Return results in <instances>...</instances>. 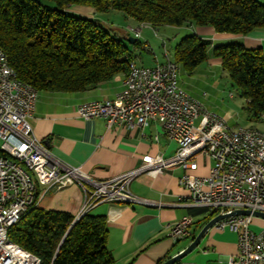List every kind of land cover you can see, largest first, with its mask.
Instances as JSON below:
<instances>
[{
  "label": "built area",
  "instance_id": "2783aa9c",
  "mask_svg": "<svg viewBox=\"0 0 264 264\" xmlns=\"http://www.w3.org/2000/svg\"><path fill=\"white\" fill-rule=\"evenodd\" d=\"M162 45L163 62L155 60L153 66L145 67L133 93L77 107L80 119H102L107 129L114 125L143 129L158 122L165 137L178 147L171 158L144 157L138 169L110 181H97L80 168L60 162L35 137L30 121L38 96L15 86L0 56V264H39L34 256L26 261L17 245H6L4 230L19 221L25 209L37 206L48 190L76 186L82 191V205L73 223L102 203L161 207L132 195L130 182L141 174L157 177L176 166L188 169L197 155L210 158L213 165L205 178L182 175L178 179L190 192V205L207 210L210 219L233 210L264 213V132L252 128V135H245V128H238L237 137H230L229 129L234 128L178 85L175 65L166 64L164 41ZM198 118L204 120L200 128L194 126ZM252 219V215L224 219L212 228L236 235L237 255L228 264H264V227L252 231ZM192 225L190 217H183L170 227L169 238L173 243L191 241Z\"/></svg>",
  "mask_w": 264,
  "mask_h": 264
},
{
  "label": "trees",
  "instance_id": "16d2710c",
  "mask_svg": "<svg viewBox=\"0 0 264 264\" xmlns=\"http://www.w3.org/2000/svg\"><path fill=\"white\" fill-rule=\"evenodd\" d=\"M46 1L54 7L37 0H0V51L17 79L38 93L83 92L127 75L132 56L126 38L110 35L93 18L70 12L73 6L118 11L154 28L210 27L218 34L235 36L264 29V5L256 0ZM138 45L135 41L132 46ZM210 46L208 40L187 35L173 48L170 59L191 73L207 61ZM212 57L245 100L249 120L264 123V54L230 42L213 47ZM209 220L207 211L192 236ZM73 221L68 213L32 206L10 227L7 238L39 264H113L106 248L105 217L86 214Z\"/></svg>",
  "mask_w": 264,
  "mask_h": 264
},
{
  "label": "crops",
  "instance_id": "0c3cea01",
  "mask_svg": "<svg viewBox=\"0 0 264 264\" xmlns=\"http://www.w3.org/2000/svg\"><path fill=\"white\" fill-rule=\"evenodd\" d=\"M256 1L264 5V0ZM69 11L87 18L96 16L93 9L86 7L73 6ZM126 21L128 24L125 30H115L126 38L131 61L137 67H151L155 60L163 62L161 56L149 52L152 57L147 54L146 59L138 56L141 62L134 58L137 50L153 51L150 44L152 33L161 40L168 39L172 34L173 38L169 40L174 43L191 34L210 41L207 61L200 65L201 73L207 75L212 74L214 69H221L219 60L212 57V49L216 45L235 42L247 49L260 50L264 54V29L253 31L246 36H235L218 34L210 27L154 28L145 25L144 29L151 35L140 31L139 38L135 39L134 31L141 24L131 18ZM132 22L136 25L133 26ZM130 38L134 39L132 44L127 42ZM135 41L139 42L137 47L132 46ZM166 58H169L168 54ZM177 76L178 85L183 89L179 73ZM124 79V75H117L93 89L78 93H38L34 116L30 121L32 133L55 159L80 168L97 181H110L138 169L144 157L161 155L165 159L171 158L178 147L175 142L165 137L158 122L150 123L143 129H127L116 125L107 129L102 119L84 121L77 116V107L82 103L113 99L122 90ZM200 120L201 126H197L196 122ZM203 125L202 118L194 122L196 128ZM212 165L210 158L197 155L190 161L188 169L176 166L157 177L141 174L130 182L129 191L132 195L160 203L161 207L102 203L90 210L88 214L103 216L106 219V248L113 257V264L163 263L184 249L190 240L184 244L173 243L169 238L170 227L187 216L193 221V233L196 225L206 218L207 211L190 205V192L178 184V179L182 175L191 179L205 178L209 175ZM82 200V191L76 186L60 191L51 189L40 196L37 207L46 211L65 212L75 217L80 211ZM263 227L264 221L253 217L252 230L257 232ZM198 232L199 230L196 234ZM236 255V235L211 230L197 249L177 264H228V259H234Z\"/></svg>",
  "mask_w": 264,
  "mask_h": 264
},
{
  "label": "rangeland",
  "instance_id": "374dc122",
  "mask_svg": "<svg viewBox=\"0 0 264 264\" xmlns=\"http://www.w3.org/2000/svg\"><path fill=\"white\" fill-rule=\"evenodd\" d=\"M37 1L44 6L50 8L54 7L53 3L50 1H46V0H37ZM95 14H96L95 17H88V18H94L95 20H97L108 31L110 35L116 33L115 29L118 30L121 29V31L125 30L124 28L126 24H128L126 20L130 19L129 17H125L121 12L114 10H110L106 12H95ZM132 23L133 26L136 25L135 22ZM144 26H140V27L138 26V29L140 31L146 32L147 34L151 35L150 33L147 32L146 29H144L145 28ZM167 38L168 39H162V40L157 39L156 35L152 33L150 44L153 51H151V49H148V51L145 50L143 51L142 49L137 50L134 53V58L138 62H141L139 61L138 58L139 55L143 56V58L146 59L147 55L152 57V55L150 54H156L161 56L163 59L164 49H163L162 41H164L166 44L165 49L168 52V57L170 59L172 56V50L180 39L176 43H174L172 41L170 42L169 40L173 38L172 34H170ZM200 67L202 66H199L193 72L188 73L181 66L179 67L177 66L178 68L177 73H179V76L181 77V81L183 83V89L186 90L188 94L192 96L194 99L200 101L205 106L206 109L224 118L227 121L229 127L234 129L251 127L264 132V123L251 122L249 120L248 113L246 111L245 100L240 97L238 90L232 84L227 74L223 72L221 69L219 70L214 69L213 71H211L212 74L207 75L205 73H201ZM230 94L232 95L231 97ZM201 123H202L201 120L196 122L197 126H201ZM187 242H188L187 240L180 241V243L182 244Z\"/></svg>",
  "mask_w": 264,
  "mask_h": 264
},
{
  "label": "bare ground",
  "instance_id": "6f19581e",
  "mask_svg": "<svg viewBox=\"0 0 264 264\" xmlns=\"http://www.w3.org/2000/svg\"><path fill=\"white\" fill-rule=\"evenodd\" d=\"M141 26H144V25H141ZM135 32H140V30L137 29V30H135ZM0 56L5 58L4 54L1 51H0ZM166 64L167 65H175V72L177 74L178 68L174 62H172L169 58H166ZM3 67H4V70L6 71V73L10 74L13 77L15 86H24L25 89L28 90L32 95L38 94V92L32 86L25 84V83H23L17 79L14 71L8 66L6 59L3 60ZM144 72H145L144 67H137L135 65V63L132 61L129 64L127 75H125L122 90L119 93H117L115 95V97L118 95H127L129 93H133L134 89H135V81H140V79H143ZM89 105H96V101L85 102V103L80 104L78 107H88ZM245 135H252V128H245ZM229 136L230 137H237V129H229ZM27 211H28V209H25L24 214ZM23 216L24 215H21L20 219ZM17 222H19V221H12L11 227L13 225H16ZM9 229L10 228H5V230H4L5 244L6 245H14V244L10 243L8 241V238H7V232ZM24 258L26 261H33V256L30 255L29 253H27L26 251H24Z\"/></svg>",
  "mask_w": 264,
  "mask_h": 264
},
{
  "label": "water",
  "instance_id": "95a60500",
  "mask_svg": "<svg viewBox=\"0 0 264 264\" xmlns=\"http://www.w3.org/2000/svg\"><path fill=\"white\" fill-rule=\"evenodd\" d=\"M134 39H128V43L132 44ZM252 215L254 218L262 219L264 221V213L261 212H250L247 210H233L228 211L226 213H219L215 217L211 218L200 230L199 232L192 238L190 243L181 251L173 255L172 257L166 259L161 264H177L182 261L186 256L191 254L197 247L200 245L201 241L205 238L209 231L212 230L214 225L221 220L231 219L235 217L242 216H250Z\"/></svg>",
  "mask_w": 264,
  "mask_h": 264
}]
</instances>
